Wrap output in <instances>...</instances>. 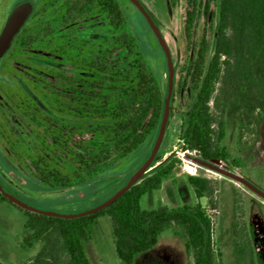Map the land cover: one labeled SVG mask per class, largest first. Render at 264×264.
Wrapping results in <instances>:
<instances>
[{"label":"rangeland","instance_id":"374dc122","mask_svg":"<svg viewBox=\"0 0 264 264\" xmlns=\"http://www.w3.org/2000/svg\"><path fill=\"white\" fill-rule=\"evenodd\" d=\"M118 1L126 20L122 30L111 28L98 8L68 15L65 0H0V32L18 4H33L21 29L28 41L17 40L0 57V169L22 190L9 187L8 191L23 201L56 211L88 208L121 187L151 149L152 136L124 158L113 153L95 181L81 172L80 183L64 189L41 184L32 166L41 157L55 160L58 170L74 175L75 155L89 151L101 124L112 121L101 107L131 81L137 55L147 63L164 95L167 66L158 42L136 8L129 1ZM140 1L161 31L175 67L169 118L152 167L171 156L177 158L172 173L158 190H149L140 205L155 209L199 202L212 224L215 264H264V201L239 183L189 162L179 143L185 113L196 96L189 83L190 66L203 37L206 60L212 55L219 0L199 1L190 41L183 32L187 0ZM123 32L133 39L132 47L122 43ZM78 71L86 73L79 78ZM237 90L225 111L221 145L240 164L235 167L218 160V166L264 191V53L252 64L251 78L238 81ZM187 176L208 181L204 197L196 199ZM24 221L19 209L0 203V264H33L41 243L20 246L27 234ZM185 241L184 230L172 225L134 264H193ZM85 251L91 264H120L108 217L97 218L91 226Z\"/></svg>","mask_w":264,"mask_h":264},{"label":"trees","instance_id":"16d2710c","mask_svg":"<svg viewBox=\"0 0 264 264\" xmlns=\"http://www.w3.org/2000/svg\"><path fill=\"white\" fill-rule=\"evenodd\" d=\"M199 1L187 0L183 25L187 41L192 38ZM65 8L68 15L98 8L106 16L108 25L117 30H122L126 21L118 0H65ZM22 33L23 30H20L14 37L13 44L17 40L20 44L28 41ZM122 43L132 47L133 39L127 32L122 33ZM206 51L207 42L203 37L190 66L189 83L196 96L185 113L180 148L182 151H195L200 160L216 159L237 167L240 160L231 158L221 145L224 115L229 102L237 97L238 81L245 82L251 78L252 64L264 53V0H219L214 45L209 60H206ZM138 56L131 81L121 86L115 98L101 107L112 121L101 124L97 136L89 142V151H79L75 155L74 175L70 177L58 170L55 160L49 162L37 157L32 161L41 184L54 189L68 188L80 183L81 172L87 173L88 181H95L106 170L103 162L108 161L113 153L124 158L148 137H155L163 96L147 63ZM176 162L177 158L171 156L136 181L113 203L84 217L59 218L33 213L11 204L1 194L0 203L7 202L24 214L23 229L27 234L20 242L22 248L31 246L33 242L41 243L33 264H91L85 245L91 240V226L103 216L111 221L115 254L120 264H134L135 258L152 249L160 234L172 225L184 230L186 248L192 254L193 264H215L212 224L199 202L155 209H144L140 205L141 198L149 190L160 188ZM187 182L196 199L205 196L208 190L205 178L187 176ZM2 184L6 189L11 187L4 181ZM119 187L91 206L109 198ZM239 251L242 252V248Z\"/></svg>","mask_w":264,"mask_h":264},{"label":"water","instance_id":"95a60500","mask_svg":"<svg viewBox=\"0 0 264 264\" xmlns=\"http://www.w3.org/2000/svg\"><path fill=\"white\" fill-rule=\"evenodd\" d=\"M136 10L142 15L144 20L146 21L148 27L156 38L158 45L163 53L166 66H167V76H166V84L162 101V111L161 118L159 122V126L152 143L151 149L142 163V165L127 179V181L117 189L109 198L106 200L90 206L88 208L78 210V211H56L51 209H46L42 207L35 206L26 201H23L17 198L15 195L10 193L2 184V181L7 183L9 186L13 187L22 192L20 187H18L7 175L4 171L0 169V194L5 197L11 204L33 213L50 216V217H59V218H79L88 215H92L109 204L113 203L116 199H118L125 191H127L136 181L142 179L144 176L154 171L157 167H152V162L156 156V153L161 145L164 132L167 126L170 105L172 102V96L174 91V82H175V67L172 63L171 54L169 48L166 44V41L159 30L155 20L153 19L150 12L144 6V4L140 0H128ZM33 9V4L29 2H24L18 4L8 15L5 24L0 32V57H2L5 52L8 50L11 45L14 37L20 32L27 18L31 14ZM186 158L191 159L196 164L215 171L216 173L233 180L243 186L245 189L259 197L264 201V191L254 186L250 181L246 178L238 175L235 172H232L225 167L218 166V160L213 159L210 161L200 160L199 157H192L189 155H185ZM2 180V181H1Z\"/></svg>","mask_w":264,"mask_h":264},{"label":"flooded vegetation","instance_id":"af4514ba","mask_svg":"<svg viewBox=\"0 0 264 264\" xmlns=\"http://www.w3.org/2000/svg\"><path fill=\"white\" fill-rule=\"evenodd\" d=\"M85 11H87V10H85ZM85 11H83V12H85ZM31 13H32V12H31ZM74 13H75V12H74ZM81 13H82V12H81ZM30 16H31V14H30L29 17L27 18L26 22L28 21V19L30 18ZM26 22L24 23V25L26 24ZM24 25H23V27H24ZM23 27H22V28H23ZM12 45H13V41H12L11 45L9 46V48H10ZM9 48H8V50H9ZM8 50H7V51H8ZM7 51H6V52H7ZM6 52H5V53H6ZM43 60H44V58L39 59V61H43ZM80 73H86V72L78 71L76 74H79V75H78L79 78H81ZM76 74H75V75H76ZM65 82H67V83H71L70 80H66Z\"/></svg>","mask_w":264,"mask_h":264},{"label":"built area","instance_id":"2783aa9c","mask_svg":"<svg viewBox=\"0 0 264 264\" xmlns=\"http://www.w3.org/2000/svg\"><path fill=\"white\" fill-rule=\"evenodd\" d=\"M192 153H194L195 155H192ZM185 155H189V156H192V157H198V153H196L195 151H192V152H190V151H185V154H184V158H185V159L189 160V162H191L192 164L198 165V164H196L195 162H193L191 159L186 158Z\"/></svg>","mask_w":264,"mask_h":264}]
</instances>
